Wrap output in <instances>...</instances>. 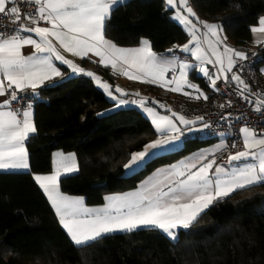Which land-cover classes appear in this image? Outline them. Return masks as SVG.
Listing matches in <instances>:
<instances>
[{"label": "trees", "instance_id": "16d2710c", "mask_svg": "<svg viewBox=\"0 0 264 264\" xmlns=\"http://www.w3.org/2000/svg\"><path fill=\"white\" fill-rule=\"evenodd\" d=\"M189 2L200 19L221 23L234 48L254 50L261 57L259 64L264 63V42L254 47L250 30L264 16V0ZM104 34L120 46L148 39L156 51L189 38L172 19L165 0H126L112 11ZM83 64L103 79L112 82L117 77L100 64ZM191 78L208 88L196 73ZM133 85L160 101L174 97L160 86ZM130 96L136 94L120 97ZM32 104L36 132L26 144L29 171L0 172V264H264V183L215 202L188 229L179 228L174 240L159 230L137 229L75 245L33 179L34 173L52 171L55 152L75 154L79 166L78 172L60 179V190L96 205L107 194L136 188L154 169L215 138L189 139L181 148L149 157L128 172L123 166L131 153L157 137L140 108L116 106L103 89L94 86L86 70L42 86Z\"/></svg>", "mask_w": 264, "mask_h": 264}, {"label": "snow or ice", "instance_id": "6c2138e0", "mask_svg": "<svg viewBox=\"0 0 264 264\" xmlns=\"http://www.w3.org/2000/svg\"><path fill=\"white\" fill-rule=\"evenodd\" d=\"M22 2L35 6L33 13L25 14V19L33 26L20 24L9 36L0 33V96L10 91L9 97L0 102V170L30 167L25 141L30 134L36 132V127L32 119L31 103L22 112L10 109V103L19 98L18 93L31 89L32 95L35 96L37 88L45 81L61 76L62 73L54 65V60L67 65L74 73H85V69L61 54L53 40L73 56L83 59L91 53L99 57V63L105 67L110 65L114 73L121 65L126 66L120 67V74L128 79L159 84L162 87L171 86L170 90L173 92H182L184 86H187L199 92V95L193 98H208L187 78V70L193 67L192 65L180 62L175 56L169 59L163 54L155 53L146 39H141L138 47L123 48L105 38L106 22L111 19L112 11L124 5L126 0H22ZM17 3L18 0H0V14L14 17L11 21L13 24L21 19L20 8L7 5ZM165 6L176 9L173 18L184 26L192 38L185 45H174L173 48L181 47L182 51L191 52L195 60L201 64L219 65L220 75L215 78L205 67H199V73L207 77L211 81V87L216 89V80L226 72L232 71L236 58L246 59L245 53L224 44L221 25L200 21L197 18V23L205 29L202 41L197 35L199 32L197 23L190 19L195 13L188 6V0H165ZM39 21H45L49 26H40ZM250 30L253 34H264V17H260L258 26H253ZM22 32L34 33L38 39L32 35H22ZM254 42L262 41L258 38ZM202 43L207 44V50L202 47ZM193 44L195 46L190 47ZM24 45L33 46L35 51L31 55H23L21 49ZM220 45H223V51H220ZM167 51L172 52L173 49ZM209 52L214 60L209 56ZM169 72L172 73L171 79L165 76ZM177 72L179 75H176ZM86 74L92 77L97 86L109 97L117 101L116 106L129 103L115 96L111 86L107 82H102L100 77L91 71ZM231 79L237 81L244 89L248 88L238 75L233 74ZM114 91L124 94V90L119 86H116ZM184 94L190 95L187 92ZM241 95L243 96L242 91ZM132 103H139L143 108L145 101ZM262 103L264 101L257 100L254 110H261ZM6 108L8 110H5ZM144 111L151 117L158 133L171 134L145 144L142 151L131 153L130 159L123 167L132 171L159 151L170 150L173 143L179 141L182 135L181 128L169 116H161L153 108H144ZM172 116L183 125L194 123L177 113H172ZM196 120H203V117H196ZM203 127L207 128L209 125L204 124ZM240 132L244 150L229 154L225 164L231 165L234 161L242 160L251 162L239 167L226 168L224 165L216 164L214 159L206 160V153L193 154V162L169 166L163 179L145 182L135 191L105 196L106 203L98 207H86L83 197L68 196L60 191V177L79 170L73 153L67 155L62 152L54 153L51 173L34 174L33 179L51 203L59 224L77 246L88 245L113 232H132L137 229L159 230L174 240L179 228L188 229L218 200L230 196L237 190L264 183V134H257L246 126L242 127ZM224 147L223 143L215 146L217 150Z\"/></svg>", "mask_w": 264, "mask_h": 264}, {"label": "built area", "instance_id": "2783aa9c", "mask_svg": "<svg viewBox=\"0 0 264 264\" xmlns=\"http://www.w3.org/2000/svg\"><path fill=\"white\" fill-rule=\"evenodd\" d=\"M7 6H18L20 8L21 19L19 22L13 24L11 21L14 17L0 14V33L4 36H9L19 28L20 24L32 26L25 19V14H31L35 11L33 4L18 0L17 5ZM218 24L221 25V23ZM167 50H164L166 55L175 56L194 65L198 63L188 54L175 50L168 52ZM245 55L246 59H236V64L227 78L220 76V79L216 80V89L211 91L207 99L190 103L176 102L175 104V107L186 117H203V120H200L202 124L201 129L195 133L181 129L182 135L180 139H206L216 138L220 135H225L228 138L225 147L210 159L226 161L229 154L243 151V137L240 132L242 127L246 126L256 133L264 134V103L260 105L261 110H254L257 106V100L264 101V78L258 69L261 57L254 50L247 51ZM207 67V70L212 75H220L216 64H209ZM233 73H238L249 84L250 89H243L232 83L231 76ZM241 91L243 92V96L241 95ZM9 95L10 91L7 93V98ZM18 97L17 100L10 103V109L22 111L29 103L32 104L33 102L31 95L18 93ZM244 97H247V99ZM171 109H174V107L172 106ZM204 124H208L209 127L204 128Z\"/></svg>", "mask_w": 264, "mask_h": 264}, {"label": "crops", "instance_id": "0c3cea01", "mask_svg": "<svg viewBox=\"0 0 264 264\" xmlns=\"http://www.w3.org/2000/svg\"><path fill=\"white\" fill-rule=\"evenodd\" d=\"M188 6L189 7H191L192 8V10H193V12L195 13V11H194V9H193V7H192V5L190 4V2H189V0H188ZM170 9H172V19L174 20V21H176L178 24H180L183 28H184V26L178 21V20H176V19H174L173 17H174V13H175V11H176V9H174V8H170ZM185 15H187V13H184ZM262 17H264V16H262ZM197 18L200 20V21H206V20H203V19H200L198 16H197V14L195 13V16H193V17H190V19H192V21H193V23H197ZM206 22H208V23H213V24H218V23H214V22H209V21H206ZM39 25L40 26H49V25H47V23L45 22V21H39ZM33 26V25H32ZM256 26H258V25H256ZM197 28L199 29V32H201V34L205 31V29L203 28V26L202 25H200V24H198L197 23ZM185 29V28H184ZM186 30V29H185ZM105 33V32H104ZM22 35H25V36H27V35H32L33 36V38H35V39H38V37H36L35 36V34L34 33H27V32H22L21 33ZM105 35V34H104ZM191 36H189V38H190ZM253 37L255 38H259V39H261V41H264V34H260V33H257V34H253L252 33V40H253ZM105 38L106 39H108V40H110L109 38H107L106 36H105ZM188 38V40L185 42V43H183V44H179V45H176V46H183V45H185L186 43H188V41L189 40H191V39H189ZM147 41H149L148 39H146ZM201 40L203 41V36L201 37ZM111 41V40H110ZM53 43L56 45V47H57V49L61 52V54L66 58V59H69V60H72L76 65H78L79 67H81V68H83V69H85L86 70V72L87 71H92V72H94L95 73V76H96V74L98 75V73L96 72V71H94L93 69H92V67H87L86 65H84L83 64V61H86V64H88L89 66H91L92 64H100L99 63V57H96L95 55H93V54H89L88 55V57H85V58H80V57H77V56H73L71 53H68V52H65L62 48H60L59 47V45H58V43H56L54 40H53ZM149 44H150V42H149ZM224 44H227L228 46H230V47H232L234 50H236V51H238V49H236V48H234L233 47V45H232V41H231V43H229V42H225ZM118 47H123V48H131V47H138V46H140V44H138V45H135V46H120V45H117ZM150 46H151V44H150ZM174 46V45H173ZM173 46H171V47H169V48H167V49H170V48H172L173 50H175V51H179V52H181V53H184V54H188V55H190L194 60H195V57H193L192 55H191V52H184V51H182L181 50V47H176V48H173ZM195 45L193 44V45H190V47H194ZM202 47H204L206 50H207V44L206 43H202ZM151 49H152V51H154L155 53H157V54H163V56L164 57H166V58H169V59H171L173 56L172 55H166L165 53H164V51H156V50H154L152 47H151ZM219 49H220V51H223V47L220 45L219 46ZM166 50V49H165ZM21 51H22V54L23 55H31L34 51H35V49H34V47L33 46H31V45H24L23 47H22V49H21ZM239 51H241V52H244L245 54L247 53V51H245V50H239ZM249 51V50H248ZM209 54V56L211 57V53L209 52L208 53ZM177 58V57H176ZM213 60L215 59L214 57H211ZM180 62H185V63H188V64H190V65H192L193 67H190L188 70H187V72H188V80L192 83V84H195V85H197L198 86V88H199V91L200 92H203L207 97H208V95L211 93V91L214 89L213 87H211V84H210V80L207 78V77H205L202 73H199V67H205L206 69L208 68L207 66L209 65V63H203V64H201L199 61H197L198 63L196 64V65H194V64H192L191 62H188V61H185V60H183V59H179V58H177ZM237 59V58H236ZM53 63H54V65L61 71V73H62V75L61 76H59V77H53L51 80H48V81H45L44 82V84L42 85V86H45V85H47V84H50V83H54L56 80H58V79H60V78H62V77H64V76H66V75H72V74H74V72H72V70L67 66V65H64V64H62L60 61H53ZM91 64V65H90ZM101 65V64H100ZM103 66V65H102ZM217 66V68L219 69V65H216ZM87 67V68H86ZM105 67V66H104ZM120 67H126V66H123V65H121ZM120 67H118V69H117V71L114 73L113 72V69H112V67L109 65V66H107V68L110 70V72H112L113 74H115L117 77H115V80L114 81H109V80H107V79H103V78H101L100 77V75H99V77L101 78V81L102 82H107L110 86H111V89H112V91H113V94L115 95V96H117L119 99H124V98H122V97H120V96H122L121 95V93H116L115 91H114V89H115V87L116 86H119L121 89H123L125 92V94L126 93H128V94H136V93H139V95H137L136 94V96L135 97H132V96H130L131 98H127V99H124V100H126V101H129V103H127V104H124V105H133V106H136V107H138V108H140L143 112H144V114L146 115V116H148V118L150 119V121L152 122V120H151V117L144 111V108H153L154 110H155V112L156 113H158L159 115H161V116H164V115H166V116H169L171 119H173L174 121H175V123L177 124V126L179 127V128H181V129H184V130H186V131H188V129L189 128H191V129H193L192 131H189L190 133H195L197 130H199V129H201V127H202V124H201V122H200V120H196V118H191V117H186V116H184L179 110H178V108H176L175 107V104H176V102H180V103H190V102H195V101H200V100H203L204 98L203 97H201V98H199V99H196V98H193L194 96H197V95H199V92H196L195 90H193V89H190V88H188L187 86H184V88H183V90H182V92H173V91H171L170 90V87L171 86H164V87H162V86H160L159 84H154V83H146V84H152V85H156V86H160V87H162L163 88V90L164 91H166V92H169L170 94H172V95H174V97H172L171 99H165V101L163 100V101H160V100H158V99H156V98H153V95L152 94H143L142 93V89L140 88V87H138V86H134L133 84H140V83H143V82H141V81H139V80H131V79H128L126 76H124V75H121L120 74ZM234 67V66H233ZM258 69H259V71H260V73H261V75H262V77L264 78V71H262V70H264V63H260L259 65H258ZM233 70V69H232ZM130 71H134V70H130ZM196 73V75L197 76H200V77H202L203 79H205L206 80V82H207V86H208V88H204V87H202L201 85H199L196 81H194L192 78H191V73ZM230 74V72H226L224 75H226L224 78H227L228 77V75ZM176 75H179V73L177 72L176 73ZM165 76H166V78L167 79H171L172 78V73L171 72H169V73H166L165 74ZM214 78H215V76L216 75H212ZM223 77V76H222ZM42 86H40V87H38L37 88V90H36V95L35 96H33L32 95V92H31V89H28L26 92H23L24 94H28V95H31L32 97H36L37 96V94H38V90L42 87ZM131 86V87H130ZM185 92H187V93H190V95H185L184 93ZM139 98H147L148 99V102L147 103H144V107L142 108L138 103H132V101H137V102H139L138 101V99ZM4 99H7V94H5V95H2V96H0V102H2ZM151 101H158V102H160V104H163L164 105V109L162 110V109H160L159 107H157V106H155L154 104H152L151 103ZM117 102V101H116ZM174 107V109H171V107ZM5 110H8L7 108L5 109ZM23 111V110H22ZM22 111H20V112H22ZM172 113H177L178 115H183L186 119H188V120H192V121H194V123L193 124H190V125H183V124H180V122H179V120H177L176 119V117L175 116H172ZM33 115H34V108H33V104H32V119H33ZM33 122H34V120H33ZM155 128V127H154ZM156 130V129H155ZM157 132V131H156ZM171 133H158L157 132V137H156V139H158V138H163L164 136H166V135H170ZM257 134H261V133H257ZM192 137H195V136H192ZM227 140H228V138H226V136L225 135H220V136H217L215 139H213V141H211L210 143H207V145H204V146H201V147H199L198 149H196V150H194V151H192V152H189V153H187L186 155H184L183 157H181L180 159H178V160H176V161H174V162H172V163H170V164H163V165H161V166H159L158 168H156V169H154L153 171H151L141 182H139L138 183V185H137V187L136 188H134V189H132V190H129V191H125V192H130V191H135L137 188H139V187H141L145 182H149V183H151V182H154V181H156V180H158V179H163V177H164V175L166 174V172H167V170L169 169V166H171V165H174V164H180V163H188V162H193V154H196V155H199V154H201V153H206V160L207 159H210V158H212L213 156H215L217 153H219L222 149H219V150H217L216 148H215V146H217V145H220L221 143H223L224 145L226 144V142H227ZM27 141H28V138L26 139V141H25V146H26V144H27ZM154 141V140H153ZM185 141H187V140H183V139H180L179 141H176V142H174L173 143V145L170 147V150H165V151H159L157 154H160V153H164V152H168V151H172V150H176V149H179V148H181L182 146H183V144H184V142ZM167 147V146H166ZM26 149H27V147H26ZM142 151V150H141ZM58 152H61V151H58ZM55 153H57V152H55ZM62 153H64L65 155H67V154H69V153H65V152H62ZM156 154V155H157ZM155 156V155H154ZM76 157V156H75ZM150 157H152V156H150ZM53 156H52V161H53ZM76 161H77V158H76ZM28 162H29V160H28ZM248 162H251V160H249V161H234V162H232V164L231 165H226L225 164V161L224 160H215V163L216 164H221V165H224L226 168H229V167H239V166H241V165H243L244 163H248ZM78 164V163H77ZM143 165V164H142ZM141 165V166H142ZM140 166V167H141ZM139 167H137L136 169H138ZM214 168H215V165L213 166V169H212V171H214ZM135 169V170H136ZM158 170H163V171H159L158 172ZM16 172V171H29V169H9V170H0V172ZM132 170H128V172H131ZM78 172V171H77ZM51 173V171L50 172H48V173H34V174H50ZM74 173H76V172H73V173H68V174H64V175H62L61 177H60V179L62 178V177H64V176H67V175H70V174H74ZM33 174V175H34ZM60 179H59V182H60ZM35 181V180H34ZM37 184V183H36ZM38 185V184H37ZM42 190V189H41ZM43 191V190H42ZM61 191V190H60ZM62 192V191H61ZM125 192H121V193H112V194H107V195H105V196H110V195H117V194H122V193H125ZM44 193V192H43ZM62 193H64V192H62ZM65 195H68V196H73V197H83L84 198V203H85V206L86 207H98V206H102L103 204H105L106 203V201L105 200H103V202L101 203V204H96V205H89V204H87L86 203V200H85V197L84 196H81V195H71V194H68V193H64ZM45 195V194H44ZM104 196V197H105ZM45 197H46V195H45ZM46 199H47V197H46ZM48 200V199H47ZM49 202V201H48ZM49 204H50V206H51V203L49 202ZM51 208H52V206H51ZM53 209V208H52ZM53 211H54V213H55V210L53 209ZM206 211V210H205ZM56 215V214H55ZM58 218V217H57ZM63 228V227H62ZM66 231V230H65ZM67 233V232H66ZM113 233H120V232H113ZM111 234V233H110Z\"/></svg>", "mask_w": 264, "mask_h": 264}, {"label": "rangeland", "instance_id": "374dc122", "mask_svg": "<svg viewBox=\"0 0 264 264\" xmlns=\"http://www.w3.org/2000/svg\"><path fill=\"white\" fill-rule=\"evenodd\" d=\"M197 35L198 36H200V38L202 37V34H201V32H198L197 33ZM221 37H222V39H223V41H224V43L225 42H229V43H231V40L228 38V36H226L225 34H223V33H221ZM189 39H191V37L189 38ZM257 38L255 37H253V40H252V42H253V45H254V47H257L260 43H255L254 41L256 40ZM261 40V39H260ZM264 41H262L261 43H263ZM222 47H223V45H221ZM238 51H239V49H238ZM91 71V70H90ZM88 72V71H87ZM92 72V71H91ZM92 73H94V72H92ZM95 74V73H94ZM96 76H98L99 77V75H97L96 74ZM223 77H225L226 75H222ZM216 77V76H215ZM92 78V77H91ZM214 78V77H213ZM93 79V78H92ZM93 83H94V86H96V87H98L97 86V84H96V82H95V80L93 79ZM210 84H211V81H210ZM98 88H101V87H98ZM102 89V88H101ZM125 92V91H124ZM125 94V93H124ZM124 94H121V95H124ZM139 104V103H138ZM148 117V116H147Z\"/></svg>", "mask_w": 264, "mask_h": 264}, {"label": "water", "instance_id": "95a60500", "mask_svg": "<svg viewBox=\"0 0 264 264\" xmlns=\"http://www.w3.org/2000/svg\"><path fill=\"white\" fill-rule=\"evenodd\" d=\"M233 74L238 75V76L240 77V79L243 80V81L246 83V81H245V80H244V79H243L238 73H233ZM233 74H232V75H233ZM231 82L234 83L236 86L243 88V86L240 85V84H238L237 81L231 79ZM246 84L248 85L247 90H249V89H250V86H249L248 83H246ZM243 89H244V88H243ZM141 100H144L145 103L148 102V99H147V98H139V99H138V101H141ZM151 103L154 104L155 106L159 107V108L162 109V110L164 109V105H163V104H160V102H158V101H151ZM161 105H163V107H162Z\"/></svg>", "mask_w": 264, "mask_h": 264}]
</instances>
